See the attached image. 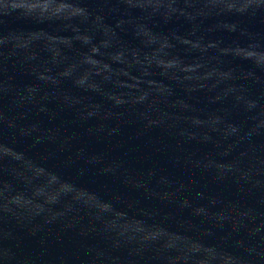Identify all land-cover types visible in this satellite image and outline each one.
I'll return each instance as SVG.
<instances>
[{
	"label": "water",
	"instance_id": "obj_1",
	"mask_svg": "<svg viewBox=\"0 0 264 264\" xmlns=\"http://www.w3.org/2000/svg\"><path fill=\"white\" fill-rule=\"evenodd\" d=\"M0 264H264V0H0Z\"/></svg>",
	"mask_w": 264,
	"mask_h": 264
}]
</instances>
